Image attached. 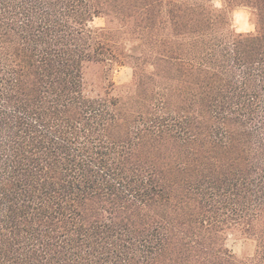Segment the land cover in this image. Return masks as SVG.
Instances as JSON below:
<instances>
[{"label":"trees","instance_id":"trees-1","mask_svg":"<svg viewBox=\"0 0 264 264\" xmlns=\"http://www.w3.org/2000/svg\"><path fill=\"white\" fill-rule=\"evenodd\" d=\"M214 1L0 0V264H264V0Z\"/></svg>","mask_w":264,"mask_h":264},{"label":"rangeland","instance_id":"rangeland-1","mask_svg":"<svg viewBox=\"0 0 264 264\" xmlns=\"http://www.w3.org/2000/svg\"><path fill=\"white\" fill-rule=\"evenodd\" d=\"M214 6L221 8L220 1H214ZM103 19H97L94 22V26L102 27L104 26ZM233 28L237 33H254L255 26L251 22V10L248 8H239L233 13ZM95 72V71H94ZM114 82L118 85L125 84L132 79V69L129 67L118 68L112 74ZM228 246L233 251L235 255L239 258L244 259L246 257H252L255 255L256 246L240 237L235 235H230L228 239Z\"/></svg>","mask_w":264,"mask_h":264}]
</instances>
